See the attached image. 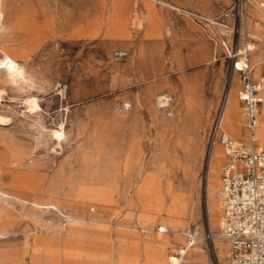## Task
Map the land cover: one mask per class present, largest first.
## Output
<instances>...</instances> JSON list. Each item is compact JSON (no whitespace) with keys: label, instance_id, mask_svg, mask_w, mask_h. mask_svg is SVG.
Here are the masks:
<instances>
[{"label":"rangeland","instance_id":"374dc122","mask_svg":"<svg viewBox=\"0 0 264 264\" xmlns=\"http://www.w3.org/2000/svg\"><path fill=\"white\" fill-rule=\"evenodd\" d=\"M261 3L0 0V58L22 71L0 70V252L17 251L15 264H230L228 242L208 235L225 162L208 131L224 106L228 132L246 138L241 77L183 10L235 26L229 45L257 80Z\"/></svg>","mask_w":264,"mask_h":264},{"label":"built area","instance_id":"2783aa9c","mask_svg":"<svg viewBox=\"0 0 264 264\" xmlns=\"http://www.w3.org/2000/svg\"><path fill=\"white\" fill-rule=\"evenodd\" d=\"M263 7L261 3L260 8ZM183 12L204 28H212L215 39L227 50V57L235 60L234 69L241 77L239 100L246 138L237 139L228 132L224 106L216 112L208 131L209 148L222 147L225 157L217 192L221 205L219 227L208 235L228 242L230 264H264V142L260 139L264 76L256 80L246 51H236L229 45L235 26L220 17ZM115 55L121 58L127 51L120 49ZM159 231L165 232L163 227ZM141 232L147 234L148 230L141 228ZM179 234L188 247L199 239L197 228H188Z\"/></svg>","mask_w":264,"mask_h":264},{"label":"bare ground","instance_id":"6f19581e","mask_svg":"<svg viewBox=\"0 0 264 264\" xmlns=\"http://www.w3.org/2000/svg\"><path fill=\"white\" fill-rule=\"evenodd\" d=\"M0 16H1V14H0ZM251 46H253V44H248V48L249 49H251ZM260 63H261V61L259 62V64ZM20 68L21 67H20V64L18 63L17 59L15 57H13L12 55L5 54V56L3 58H0V70L5 69L6 71H8L12 75H16V74L18 75V74H20V72H22V71H20ZM160 101L162 102V100H160ZM165 103H166V101H165ZM165 103L163 102V104H165ZM33 104H34V108H36L38 106L36 104V102H33ZM225 113H226V107H225ZM55 134L58 135L59 137L62 136V133H60L59 131H55ZM217 160L218 159H217V154H216V155H214L212 157V166H215V163H216ZM210 187L214 188L215 187V182L212 181V184L210 185ZM179 251H180L179 252L180 254H184L185 253L184 250H182V251L179 250ZM17 253H18L17 251L16 252L10 251V252H8L6 254H3L2 252H0V264H15L14 261L18 258ZM171 259L174 260V261H176L174 264H178L177 261H179V258L170 256V260Z\"/></svg>","mask_w":264,"mask_h":264},{"label":"crops","instance_id":"0c3cea01","mask_svg":"<svg viewBox=\"0 0 264 264\" xmlns=\"http://www.w3.org/2000/svg\"><path fill=\"white\" fill-rule=\"evenodd\" d=\"M202 14H203V13H202ZM204 15L210 16V15H208V14H204ZM211 16H212V15H211ZM262 63H264V60H263L260 64H262ZM227 111H228V109L226 108V113H227ZM260 137H261V138L264 137V133H262L261 128H260Z\"/></svg>","mask_w":264,"mask_h":264}]
</instances>
